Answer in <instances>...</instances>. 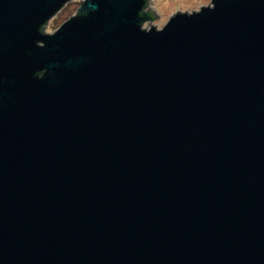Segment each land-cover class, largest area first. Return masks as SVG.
Returning <instances> with one entry per match:
<instances>
[{"label":"water","instance_id":"obj_1","mask_svg":"<svg viewBox=\"0 0 264 264\" xmlns=\"http://www.w3.org/2000/svg\"><path fill=\"white\" fill-rule=\"evenodd\" d=\"M68 1L0 0V264H264V0Z\"/></svg>","mask_w":264,"mask_h":264},{"label":"rangeland","instance_id":"obj_2","mask_svg":"<svg viewBox=\"0 0 264 264\" xmlns=\"http://www.w3.org/2000/svg\"><path fill=\"white\" fill-rule=\"evenodd\" d=\"M149 5L151 9L155 11L159 16L155 17L150 23L146 21L143 26L146 28L153 25L160 28L169 18L171 14L177 10L192 11L197 10L202 5H206L210 0H149ZM80 5V0H70L68 1L58 12H56L45 24V32H53L58 28V26L68 19L71 15L76 13V9Z\"/></svg>","mask_w":264,"mask_h":264},{"label":"built area","instance_id":"obj_3","mask_svg":"<svg viewBox=\"0 0 264 264\" xmlns=\"http://www.w3.org/2000/svg\"><path fill=\"white\" fill-rule=\"evenodd\" d=\"M148 5H149V3H148ZM148 5H147V7H148ZM147 7H146V9H147ZM151 8V7H150ZM144 25V24H143ZM143 27H145V26H143Z\"/></svg>","mask_w":264,"mask_h":264},{"label":"flooded vegetation","instance_id":"obj_4","mask_svg":"<svg viewBox=\"0 0 264 264\" xmlns=\"http://www.w3.org/2000/svg\"><path fill=\"white\" fill-rule=\"evenodd\" d=\"M149 10V9H148Z\"/></svg>","mask_w":264,"mask_h":264}]
</instances>
